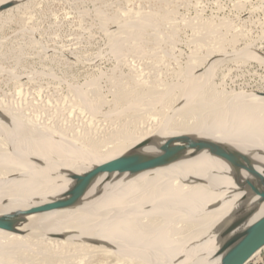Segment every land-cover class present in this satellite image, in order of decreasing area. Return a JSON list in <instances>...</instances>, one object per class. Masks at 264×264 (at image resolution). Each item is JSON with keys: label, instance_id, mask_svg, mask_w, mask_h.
I'll use <instances>...</instances> for the list:
<instances>
[{"label": "bare ground", "instance_id": "obj_1", "mask_svg": "<svg viewBox=\"0 0 264 264\" xmlns=\"http://www.w3.org/2000/svg\"><path fill=\"white\" fill-rule=\"evenodd\" d=\"M205 24L200 30L196 25L197 44L214 32ZM249 59L264 62L250 49L228 55L213 40L205 58L185 68L183 78L159 91L148 89L125 126L120 125L123 115H110L109 135L93 119L82 117L75 125V115L71 120L67 113L33 121L0 102V216L62 196L74 182L88 179L95 166L126 152L156 157L120 178L103 182L105 174L100 176L87 197L101 193L81 205L26 215L18 233L0 229V242L19 253L21 264H70L97 256L115 264H220L221 235L242 205L237 192L251 190L234 181L231 168L250 164L264 172V90L217 91L212 74L217 63ZM90 83L98 87L97 81ZM75 95L84 110L99 112L100 100L96 104L84 90ZM188 133L210 143L220 156L191 147L160 150L169 139ZM262 215L264 202L251 221Z\"/></svg>", "mask_w": 264, "mask_h": 264}, {"label": "rangeland", "instance_id": "obj_2", "mask_svg": "<svg viewBox=\"0 0 264 264\" xmlns=\"http://www.w3.org/2000/svg\"><path fill=\"white\" fill-rule=\"evenodd\" d=\"M16 3L0 13V102L5 101L14 113L24 112L33 121L49 122L68 114L73 120L74 114L73 124L79 125L83 118L93 119L100 131L109 135L113 128L108 121L110 115H123L120 125L125 126L148 89L153 86L161 89L183 78L185 68L196 66L194 62L205 58L213 40L226 47L228 55H240L250 49L264 58V0H16ZM203 24L212 26L214 32L209 43L206 38L205 43L197 44L196 25L199 28ZM156 26L163 30L161 34ZM211 55L215 58L217 52ZM233 61L217 63L212 74L216 90L231 94L261 93L264 62ZM202 62L204 72L206 62ZM91 81H97L98 87L90 86ZM91 89L94 92L88 93ZM78 90L96 99V104L103 103L97 105L99 112L81 107V99L75 95ZM21 262L16 250L0 242V264ZM115 263L114 259L100 256L70 261V264ZM246 264H264V247Z\"/></svg>", "mask_w": 264, "mask_h": 264}, {"label": "water", "instance_id": "obj_3", "mask_svg": "<svg viewBox=\"0 0 264 264\" xmlns=\"http://www.w3.org/2000/svg\"><path fill=\"white\" fill-rule=\"evenodd\" d=\"M16 0H8L0 5V12L16 5ZM143 143L140 147L145 146ZM184 147L195 148L198 152L207 150L214 156H220L217 149L207 141L196 138L194 133L175 136L162 145L163 152H176ZM156 157L141 152H126L106 163L95 166V172L84 181H76L71 189L62 196L49 202L34 205L28 209L15 211L0 216V229L8 232H20L18 226L24 221V216L53 210L71 208L87 202L101 191L87 197L88 191L97 179L105 174L103 182L109 181L113 176L120 178L133 173L139 167L154 160ZM235 182L248 185L251 190L237 192L240 194L238 202L242 205L237 209L236 216L229 227L221 235L219 248L216 252L220 256V264H246L259 250L264 247V215L252 220L258 211V205L264 202V172L250 164L231 168ZM74 179L73 176H70ZM250 205L249 207H247ZM247 207V208H246Z\"/></svg>", "mask_w": 264, "mask_h": 264}]
</instances>
